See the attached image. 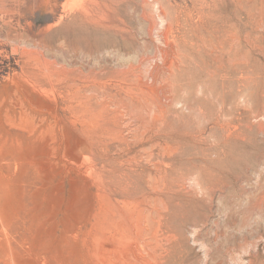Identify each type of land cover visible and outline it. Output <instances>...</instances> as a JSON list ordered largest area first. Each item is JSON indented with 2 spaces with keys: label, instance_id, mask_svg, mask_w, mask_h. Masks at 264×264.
<instances>
[{
  "label": "rangeland",
  "instance_id": "374dc122",
  "mask_svg": "<svg viewBox=\"0 0 264 264\" xmlns=\"http://www.w3.org/2000/svg\"><path fill=\"white\" fill-rule=\"evenodd\" d=\"M104 1L0 0V264L264 262V0Z\"/></svg>",
  "mask_w": 264,
  "mask_h": 264
},
{
  "label": "bare ground",
  "instance_id": "6f19581e",
  "mask_svg": "<svg viewBox=\"0 0 264 264\" xmlns=\"http://www.w3.org/2000/svg\"><path fill=\"white\" fill-rule=\"evenodd\" d=\"M106 1V2H105ZM104 1V3L101 5L100 4V6L102 7V8H100V7H98V11L97 10H95L94 9V7H85V10H84V16H81V18H83L84 17V19H85V21L87 22V23H90V24H96V25H101V26H104L106 29H107V31H108V33H109V31H114V30H117L118 32H119V34L121 33H123V32H125V23L121 20L120 21V23L118 24L116 21L118 20H116L115 21V19H112L111 17H109V15L108 14H106V11L107 10H109L110 9V5H111V3L114 1V0H105ZM156 1H159V0H156ZM107 3H109V4H107ZM67 5H65V7H66ZM65 9V8H64ZM67 9V8H66ZM113 11V10H112ZM65 12V11H64ZM111 12V11H110ZM72 14V13H71ZM172 14V13H171ZM164 15H165V13H164ZM163 15V16H164ZM176 15V14H175ZM178 15V14H177ZM173 14H172V16H170L171 18L169 19V23H167V25H166V27H165V32H164V38L166 39V40H170V47H171V49H174L175 47H178V45H179V43H180V38H179V36H181V34H183V32H185V31H183V30H186V29H183V28H185L184 26H182V24H184V23H180L179 22V17L177 16V18L176 17H174L173 18ZM65 17V16H64ZM63 19V18H62ZM181 21V20H180ZM183 21V20H182ZM181 21V22H182ZM71 23V22H70ZM74 23V22H73ZM187 23H189V22H187ZM85 25V24H84ZM76 26V25H75ZM87 26V25H86ZM245 26H247V25H245ZM63 27V26H62ZM83 27H85V26H83ZM66 28V27H65ZM92 28V27H91ZM187 28V27H186ZM84 29V28H83ZM83 29H82V31H83ZM100 29V28H99ZM104 29V28H103ZM247 29H250L249 27L247 28ZM63 30V29H62ZM62 30H60V31H62ZM73 31V30H72ZM85 31H87V30H85ZM106 31V32H107ZM183 31V32H182ZM238 31H240V30H238ZM237 31V32H238ZM79 32V31H78ZM92 32H94V31H92ZM100 32V31H99ZM227 32V31H226ZM177 33L179 34L178 36H177ZM228 33V32H227ZM92 33H90V35H91ZM97 34V33H96ZM223 34V33H222ZM76 35H78V34H76ZM93 35V34H92ZM113 35V34H112ZM240 35V34H239ZM82 36V35H81ZM97 36H98V34H97ZM97 36H96V38H97ZM115 36V35H114ZM242 36V35H241ZM240 36V37H241ZM248 36V35H247ZM78 37H79V35H78ZM240 37H239V39H240ZM250 37V39H251V36H249ZM247 38V37H246ZM253 38V37H252ZM98 39V38H97ZM235 39V38H234ZM234 39H233V41H234ZM237 39V38H236ZM256 39V38H255ZM78 40V39H77ZM108 40V39H107ZM182 40V39H181ZM202 40V39H201ZM245 40V38L243 39V41ZM254 40V39H253ZM101 41V40H100ZM105 41V40H104ZM103 41V42H104ZM255 41V40H254ZM238 42H240V41H238ZM238 42H237V44H238ZM245 42H247V41H245ZM244 42V43H245ZM253 42V41H252ZM256 42H257V40H256ZM105 43V42H104ZM242 43V42H241ZM240 44V43H239ZM215 45V44H214ZM235 46H236V44H234ZM241 45H243V44H241ZM245 46L247 45V44H244ZM251 45V44H250ZM182 46V45H181ZM240 47V46H239ZM247 47V46H246ZM251 47H253V46H251ZM255 48V47H254ZM220 49H222V48H220ZM257 49V48H256ZM223 50V49H222ZM237 50H239V49H237ZM254 49L252 48V51H253ZM251 51V52H252ZM164 52V51H163ZM172 53V52H171ZM179 55V54H178ZM237 56V55H236ZM242 56V55H241ZM240 56V57H241ZM244 56H246V55H244ZM172 58V57H171ZM236 58V57H235ZM238 58V57H237ZM236 58V59H237ZM242 58V57H241ZM248 58V57H247ZM245 59V58H244ZM252 60V59H251ZM241 61V60H240ZM240 61H238V62H240ZM243 61V60H242ZM245 61V60H244ZM246 61H248V65H249V59H246ZM242 63V62H241ZM245 63V62H244ZM251 64H252V61L250 62ZM233 64V63H232ZM237 64V63H236ZM236 64H234V65H236ZM239 64V63H238ZM237 64V66H239L240 67V65H238ZM250 64V65H251ZM174 65V64H173ZM244 66H246V65H244ZM232 67V66H231ZM234 67V66H233ZM243 67V66H242ZM247 68H250V66L248 67V66H246ZM253 68V67H252ZM243 68H241V70H242ZM246 68H244V70H245ZM229 70H231V69H229ZM239 70V69H238ZM243 70V71H244ZM250 70V69H249ZM249 70H247V71H249ZM133 72V71H132ZM252 72V71H251ZM122 73V72H121ZM126 73V72H125ZM246 73V72H245ZM250 73V72H249ZM130 74V73H129ZM247 74H248V72H247ZM242 75V74H241ZM245 77V76H244ZM249 77V76H248ZM129 78V77H128ZM242 79H243V77H241ZM247 78V77H246ZM241 79V80H242ZM240 80V81H241ZM252 80H253V78H252ZM120 81V80H119ZM248 81V80H247ZM244 82V81H243ZM249 82H250V80H249ZM109 83V82H108ZM107 83V84H108ZM116 84V83H115ZM253 84V83H252ZM96 86L98 85V84H95ZM124 85V84H123ZM130 86H131V83L129 84ZM243 85V84H242ZM245 85V84H244ZM243 85V86H244ZM125 86H126V84H125ZM129 86V87H130ZM136 86V85H135ZM121 87H122V85H121ZM132 87V86H131ZM134 87V86H133ZM116 91V90H115ZM117 93V92H116ZM122 94V93H121ZM117 95V94H116ZM126 97V96H125ZM232 121V120H231ZM226 128V127H225ZM229 134V133H228ZM228 137V136H227ZM160 162V161H159ZM167 169V168H166ZM111 177V176H110ZM171 178V177H170ZM102 181V180H101ZM118 181V180H117ZM170 181V180H169ZM180 181V180H179ZM184 181V180H183ZM114 182V181H113ZM104 188V187H103ZM260 197H263V196H260ZM261 199V198H260ZM263 200V199H262ZM237 233V232H236ZM250 234V233H249ZM264 235V234H263ZM254 237V236H253ZM225 238V237H224ZM248 238V237H247ZM262 238V237H261ZM218 240V239H217ZM262 240H263V238H262ZM246 241V240H245ZM248 242H246V244H247ZM237 245V244H236ZM241 245H243V243H241ZM250 245V244H249ZM232 246V245H231ZM240 247V246H239ZM239 247H237L236 248V250H237V252L239 251L238 250V248ZM246 247H247V245H246ZM150 249V248H149ZM160 249V248H159ZM245 250V249H244ZM160 251V250H159ZM168 251V250H167ZM163 252V251H162ZM234 252H235V250H234ZM241 252V251H240ZM253 253L255 252V251H252ZM251 252V253H252ZM160 253V252H159ZM158 254V253H157ZM156 254V255H157ZM247 254V253H246ZM162 256V255H161ZM164 256V255H163ZM235 257V256H234ZM153 258V257H152ZM261 259H263V258H261ZM237 260V259H236ZM240 260V259H239ZM163 261V260H162ZM166 262V261H165ZM248 264H264V262H262L261 260H260V257H259V255L258 254H256V255H253V256H251V258H250V260L248 261Z\"/></svg>",
  "mask_w": 264,
  "mask_h": 264
}]
</instances>
